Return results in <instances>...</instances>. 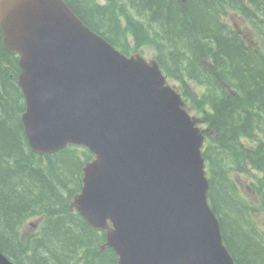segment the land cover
Returning a JSON list of instances; mask_svg holds the SVG:
<instances>
[{"label":"water","instance_id":"95a60500","mask_svg":"<svg viewBox=\"0 0 264 264\" xmlns=\"http://www.w3.org/2000/svg\"><path fill=\"white\" fill-rule=\"evenodd\" d=\"M0 29L19 54L33 149L84 140L130 159L107 213L111 235L132 248L119 263L233 264L206 202L200 119L186 114L156 61L119 53L62 0H0ZM0 264L11 263L0 254Z\"/></svg>","mask_w":264,"mask_h":264},{"label":"trees","instance_id":"16d2710c","mask_svg":"<svg viewBox=\"0 0 264 264\" xmlns=\"http://www.w3.org/2000/svg\"><path fill=\"white\" fill-rule=\"evenodd\" d=\"M65 1L122 52L151 41L164 44L162 51L157 46V59L165 75L179 83L185 99L203 112L204 120L218 133L204 156L215 165L209 170L208 196L223 239L236 263L264 264L257 248L245 243L247 238L234 224L240 215L227 195L238 193L229 178V161L257 185H264V135H255L263 142L256 150L238 148L239 136H254L264 127V53L243 43L221 18L222 3L255 17L256 4L264 11V0H249L248 6L243 0ZM260 29L264 32V25ZM194 54L201 59L193 60ZM17 73L16 56L2 46L0 33V251L16 264H60L73 259L81 248L92 247L97 232L89 231L66 209L60 186L76 178L63 159L36 156L29 149L19 117L23 99L15 81ZM188 82L202 86L203 92L196 93ZM40 214L44 215L40 230L21 239L19 225ZM229 217L233 223H228ZM234 235L241 239L234 240ZM88 261L117 264L103 252L92 253Z\"/></svg>","mask_w":264,"mask_h":264},{"label":"rangeland","instance_id":"374dc122","mask_svg":"<svg viewBox=\"0 0 264 264\" xmlns=\"http://www.w3.org/2000/svg\"><path fill=\"white\" fill-rule=\"evenodd\" d=\"M227 20L230 24L235 25L239 29H245L246 31L250 32L254 36V33L251 30L250 25L240 15L233 13L231 11V12H229V16L227 17ZM144 51H145V54L147 55L148 58L153 53V50L151 48H145ZM198 59H201V56L198 54H196V55L194 54L193 60H198ZM203 60H204V58H203ZM249 182H250V179L248 177L242 176L241 178L238 179L239 188L241 190H246L245 185L248 186ZM260 219H261V221L259 222V224H262L264 222V216L260 217ZM233 238H234V240H237V241L239 239H241V237L237 236V235H234Z\"/></svg>","mask_w":264,"mask_h":264},{"label":"bare ground","instance_id":"6f19581e","mask_svg":"<svg viewBox=\"0 0 264 264\" xmlns=\"http://www.w3.org/2000/svg\"><path fill=\"white\" fill-rule=\"evenodd\" d=\"M261 4H263V3H261ZM263 6H264V4H263Z\"/></svg>","mask_w":264,"mask_h":264}]
</instances>
